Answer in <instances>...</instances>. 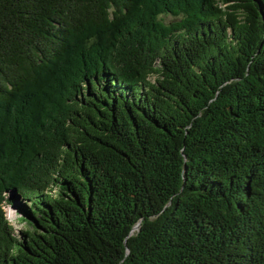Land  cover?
<instances>
[{
  "label": "trees",
  "instance_id": "16d2710c",
  "mask_svg": "<svg viewBox=\"0 0 264 264\" xmlns=\"http://www.w3.org/2000/svg\"><path fill=\"white\" fill-rule=\"evenodd\" d=\"M0 264H264V0H0Z\"/></svg>",
  "mask_w": 264,
  "mask_h": 264
},
{
  "label": "rangeland",
  "instance_id": "374dc122",
  "mask_svg": "<svg viewBox=\"0 0 264 264\" xmlns=\"http://www.w3.org/2000/svg\"><path fill=\"white\" fill-rule=\"evenodd\" d=\"M166 24L172 23L175 18L172 16L163 17ZM21 209L20 205H6L5 212L8 219L12 222V226L14 227L16 233L20 234L22 231L27 229V224L21 220V214L19 210Z\"/></svg>",
  "mask_w": 264,
  "mask_h": 264
}]
</instances>
